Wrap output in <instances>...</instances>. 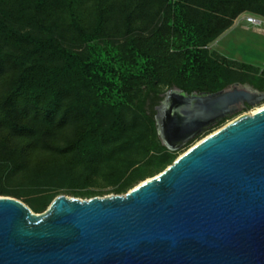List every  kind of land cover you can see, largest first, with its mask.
<instances>
[{
	"label": "trees",
	"instance_id": "trees-1",
	"mask_svg": "<svg viewBox=\"0 0 264 264\" xmlns=\"http://www.w3.org/2000/svg\"><path fill=\"white\" fill-rule=\"evenodd\" d=\"M245 13L264 19V0H0V196L43 213L164 171L213 123L172 135L150 110L162 95L264 91V72L209 50Z\"/></svg>",
	"mask_w": 264,
	"mask_h": 264
},
{
	"label": "water",
	"instance_id": "water-1",
	"mask_svg": "<svg viewBox=\"0 0 264 264\" xmlns=\"http://www.w3.org/2000/svg\"><path fill=\"white\" fill-rule=\"evenodd\" d=\"M261 101L264 91L248 84L174 88L157 110L171 113L170 133L182 136ZM0 264H264V109L123 195H61L43 213L0 196Z\"/></svg>",
	"mask_w": 264,
	"mask_h": 264
},
{
	"label": "rangeland",
	"instance_id": "rangeland-1",
	"mask_svg": "<svg viewBox=\"0 0 264 264\" xmlns=\"http://www.w3.org/2000/svg\"><path fill=\"white\" fill-rule=\"evenodd\" d=\"M247 16H254L257 19L264 22V19L260 16L254 14H248V13L242 14L235 21L233 27L230 30L226 31L218 40H216L213 44L209 46V50L211 52H216L226 57L229 60L243 63L246 65H251L258 70L259 74H261L264 72V24H262L261 26L252 25L246 21ZM164 96L165 95H162V97ZM262 106H264V101H261L255 105H250V109L248 110L245 107H240V104L237 105V107H239L238 110L232 115H230L228 117L230 119L225 121L224 124L217 126L218 122L213 123L212 125H210V127H208L207 130L205 129L206 131L204 130L199 131L197 135H195V137H193L191 140L186 141L181 145H179L178 147H176L174 149V152H177L176 158L180 157L196 143L200 142L202 139L212 134L213 132L219 130L224 125L233 121L240 115L251 113L252 111ZM157 108L158 107H155L154 105L150 109L151 111H154V115H155V110H157ZM163 169L164 167L152 166L149 175H157ZM140 183H136L135 185L137 186ZM91 189L98 190L99 188L96 187ZM103 191L104 193L99 197L116 195V193L113 191V188L111 187L103 188ZM59 194L60 195L58 196L65 195L68 197H73L71 194L65 191H61V193ZM81 199H87V198H81ZM20 201L25 202L26 200L22 198L20 199ZM26 205L28 206V204Z\"/></svg>",
	"mask_w": 264,
	"mask_h": 264
},
{
	"label": "built area",
	"instance_id": "built-area-1",
	"mask_svg": "<svg viewBox=\"0 0 264 264\" xmlns=\"http://www.w3.org/2000/svg\"><path fill=\"white\" fill-rule=\"evenodd\" d=\"M246 21L252 25H255V26H261L262 24H264L263 21L257 19L256 17L254 16H247L246 17Z\"/></svg>",
	"mask_w": 264,
	"mask_h": 264
},
{
	"label": "bare ground",
	"instance_id": "bare-ground-1",
	"mask_svg": "<svg viewBox=\"0 0 264 264\" xmlns=\"http://www.w3.org/2000/svg\"><path fill=\"white\" fill-rule=\"evenodd\" d=\"M239 104H241V103H239ZM259 106H260V105H259ZM262 109H264V106L257 108L256 110L252 111L251 113H252V114H255L256 112H258V111H260V110H262Z\"/></svg>",
	"mask_w": 264,
	"mask_h": 264
},
{
	"label": "flooded vegetation",
	"instance_id": "flooded-vegetation-1",
	"mask_svg": "<svg viewBox=\"0 0 264 264\" xmlns=\"http://www.w3.org/2000/svg\"><path fill=\"white\" fill-rule=\"evenodd\" d=\"M243 85H247V84H243ZM250 85V84H249ZM253 87V86H252ZM254 88V87H253ZM255 89V88H254ZM180 90V89H179ZM182 91V90H181ZM184 92V91H183ZM239 105V104H238ZM241 105V104H240Z\"/></svg>",
	"mask_w": 264,
	"mask_h": 264
}]
</instances>
